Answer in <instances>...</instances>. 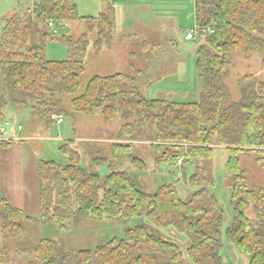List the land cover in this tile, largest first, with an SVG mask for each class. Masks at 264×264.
<instances>
[{
    "label": "trees",
    "instance_id": "obj_1",
    "mask_svg": "<svg viewBox=\"0 0 264 264\" xmlns=\"http://www.w3.org/2000/svg\"><path fill=\"white\" fill-rule=\"evenodd\" d=\"M195 25L199 45L195 50V70L202 83L196 101L175 102L144 96L134 76L115 73L94 76L84 92L70 104L77 112L91 114L102 107L105 119L136 117L124 123L119 139L110 144L109 156L92 157L80 165L82 153L64 141L59 152L68 160L39 162L41 221H51L65 231L68 223L83 217L134 218L143 211L154 226H172L189 239L187 256L190 264H223L220 255L221 226L224 212L208 187L214 178L198 167L189 178L190 198L182 200L176 188L162 184L153 193L140 190L125 170L128 163L139 172L147 165L133 153L131 143L137 128L151 127L155 136L150 146L159 153L153 160L185 169L213 156L214 145L228 151L227 167L231 171L230 202L232 221L225 230L226 240L248 256V264H264V188H251L238 155L254 152L255 162L264 168V82L253 88L248 75L239 78L241 95L230 100L224 84L231 57L256 54L264 67V0H194ZM83 20L86 31L77 39L56 30L64 22ZM49 23L55 30L46 31ZM115 24L106 12L97 16L80 15L77 0H33L31 8L19 9L3 18L0 25V108L7 103L29 106L30 115L53 124L51 114L67 113L52 100V95H71L81 86L88 34L96 29L94 53L111 44ZM211 30V31H204ZM65 43L67 58L46 57V41ZM247 80L241 84L240 81ZM46 94H49L47 97ZM104 168V173L100 169ZM251 204L258 219L253 224L244 210ZM22 218L31 220L7 202L0 193V235L17 238L24 234ZM39 264H177L182 260L179 246L149 231L146 224L125 230L122 237L112 238L92 249L56 252L55 241L41 238L32 250ZM8 254L0 245V264H7Z\"/></svg>",
    "mask_w": 264,
    "mask_h": 264
},
{
    "label": "rangeland",
    "instance_id": "obj_2",
    "mask_svg": "<svg viewBox=\"0 0 264 264\" xmlns=\"http://www.w3.org/2000/svg\"><path fill=\"white\" fill-rule=\"evenodd\" d=\"M131 1L135 4L131 5V10L134 13L130 17L117 10L120 3L115 1L116 28L111 38V44L104 45L99 53L93 51L96 29L87 32L88 46L80 88L71 95H63L58 92L52 95V100H58V105L67 111L61 116L63 121L56 123L51 117L55 113L50 116L53 124H46L37 115L31 117V126L35 127L37 132L43 136L54 137L52 140L48 138L37 142L28 140L32 150H36V153L40 152L39 154L44 160H53L61 166L67 164L68 160L59 152L58 146L64 140H72L71 146L82 153L80 165L84 166L97 154L109 156L110 144L119 139V129L124 123H133L136 126L134 115H131L127 120L120 117L105 119L102 107L96 108L91 114L77 112L72 108L71 100L84 92L87 83L94 76H109L115 73L130 74L136 78L144 96L175 102L196 101L198 94L202 91V83L199 82L195 70V50L200 41L198 35L192 40L185 38L187 30L194 25L193 0ZM24 2L22 1V4H25ZM26 2L29 3L30 0ZM109 2L112 0H77V10L80 15L85 16H97L100 12H106L112 16L108 9ZM128 20L130 23H127ZM63 24L64 27L58 28L56 32L67 33L73 39H77L86 31V24L83 20H70ZM46 27V25H42V29L46 31L55 30L52 27ZM46 57L50 60L66 59L65 43L56 39H48L46 41ZM230 62L228 75L224 80V84L230 92L229 101L239 99L241 91L238 81L245 75L251 77L250 83L258 92L257 83L264 82V67L260 62V57L256 54L249 57L234 54ZM240 83L245 85L247 80L243 81L242 79ZM46 96L48 97L49 94ZM154 136V128L142 127L137 128L132 139L122 138L120 140L123 143L132 142L133 153L140 156L147 165L145 172L137 171L128 163L119 164L117 168L125 170L134 180L136 186L144 192L153 193L159 186L168 183L176 188L182 200L190 198L192 193L191 188L187 185V178L198 167L204 168L214 178V185L208 187V190L217 197L224 212L220 249L222 262L223 264H248V256L236 250L225 238V230L232 221L231 171L226 164L227 149L214 145L213 156L210 159L191 164L185 169L180 165L182 160L180 159L176 163V168H170L164 164L156 165L154 163L153 159L159 154L150 147L153 143L149 138ZM256 156L254 152H242L238 155V160L240 166L245 170L249 187L264 188V168L256 164ZM105 171L104 168L100 169L101 173ZM244 212L249 220L257 225L258 219L251 204H248ZM20 223L26 230L21 236L5 238L0 235V245L5 248L8 254L7 264H39L40 262L34 257L32 250L41 238L54 240L57 253L75 254L78 250L92 249L105 244L114 237H122L126 229L139 224H146L150 232L179 246L182 260L177 264H190L187 256L189 246L187 235L175 230L172 226L152 225L144 211L139 217L134 218L83 217L70 221L65 231L59 230L51 221H41L40 219L22 218Z\"/></svg>",
    "mask_w": 264,
    "mask_h": 264
},
{
    "label": "crops",
    "instance_id": "obj_3",
    "mask_svg": "<svg viewBox=\"0 0 264 264\" xmlns=\"http://www.w3.org/2000/svg\"><path fill=\"white\" fill-rule=\"evenodd\" d=\"M22 1H25V4H22ZM26 1L0 0V25L3 18L11 16L19 9L33 6V0H30L29 3ZM115 1L120 3L117 10L125 13L128 17L134 13L131 10V5L135 2L131 0ZM115 1L109 2L108 9L112 13L116 28ZM193 21L195 24V9ZM127 23H130V20ZM10 104H7L5 108H0V127L3 126L4 128L3 134L0 135V193L8 203L20 209L25 216L31 217V220H35L39 218L40 212L39 162L50 160H44L40 156V152L36 153V150H32L28 140L37 142L48 138L52 140L54 137L43 136L37 132L35 127L31 126L32 115H30L29 106Z\"/></svg>",
    "mask_w": 264,
    "mask_h": 264
},
{
    "label": "built area",
    "instance_id": "obj_4",
    "mask_svg": "<svg viewBox=\"0 0 264 264\" xmlns=\"http://www.w3.org/2000/svg\"><path fill=\"white\" fill-rule=\"evenodd\" d=\"M49 27H52L53 28V25L51 23H49ZM204 31H211V30H204ZM198 35V29L196 27V25L194 24L193 26H191L186 34H185V38L188 39V40H192L195 38V36ZM52 119L56 122V123H60L63 121V118L61 117V115H55L53 114L52 116ZM4 132V128L3 126L0 127V135L3 134Z\"/></svg>",
    "mask_w": 264,
    "mask_h": 264
}]
</instances>
